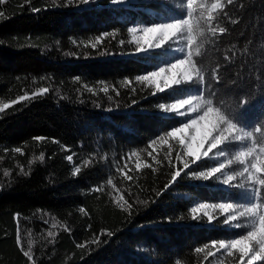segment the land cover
I'll use <instances>...</instances> for the list:
<instances>
[{"label": "trees", "instance_id": "trees-1", "mask_svg": "<svg viewBox=\"0 0 264 264\" xmlns=\"http://www.w3.org/2000/svg\"><path fill=\"white\" fill-rule=\"evenodd\" d=\"M65 5L66 0H0V107L10 105L0 112V208L40 194L64 219V225L46 227L39 240L27 222L0 212V264H239V252L217 251L218 242L246 234L252 223L246 217L229 220L218 205H250V190L232 185L252 181L238 176L224 184L219 173L208 180L193 176L218 166L221 161L211 156L216 150L193 164L176 139L149 147L186 120L160 104L211 89L182 82L161 93L137 80L178 54L168 50L169 43L139 52L130 29L183 20L186 1ZM194 17L193 62L207 53L206 67L222 65L217 71L223 82L214 80L213 87L227 104L251 94L235 122L259 136L254 129L264 125V0H226L212 12L196 9ZM97 38L101 42L93 48ZM105 86L108 93L100 90ZM25 94L28 100L14 103ZM240 145L221 146L233 161L232 172L244 167L234 158ZM176 171L181 176L172 182ZM245 220L244 227H235Z\"/></svg>", "mask_w": 264, "mask_h": 264}, {"label": "snow or ice", "instance_id": "snow-or-ice-1", "mask_svg": "<svg viewBox=\"0 0 264 264\" xmlns=\"http://www.w3.org/2000/svg\"><path fill=\"white\" fill-rule=\"evenodd\" d=\"M73 0H66V5L71 4ZM80 3L87 5L89 0H79ZM229 4L233 0H227ZM113 5H118L122 3V0H111ZM193 0H187L188 8L191 9ZM220 0H216L212 4V9L216 10L220 8ZM39 11V9H35ZM189 15L191 13L189 12ZM0 16L3 13L0 12ZM213 17L208 16V22H211ZM216 23H220V18H217ZM185 27H187L188 32L193 31V26L189 23L187 19H183L176 22L161 23L156 24L151 27L143 28V36L141 39L145 44L152 46V42L155 40V47L160 48L162 45L167 44L169 40L177 36ZM136 29H130V31H135ZM213 35H215V28L211 29ZM220 33L225 32L224 27L219 28ZM203 34V33H201ZM107 35V34H105ZM76 41L74 40L73 43ZM100 38H97L93 48L96 44H99ZM123 43V41H121ZM188 45L191 46L195 43V40L189 35ZM87 46V45H86ZM168 50L174 49L172 45L168 46ZM179 50L182 51V48ZM139 52H144V48H139ZM67 55V54H66ZM201 58L193 62L191 57V52L188 54V59L179 57L175 62L169 66H160L158 70L151 71L147 75H139L136 77L137 80L144 82L147 81L154 85L158 92H164L166 88H171L173 85H180L182 82H191L195 85L207 84V88L211 90H206V88L201 87L200 91L190 98H182L177 102L172 103L170 106L165 104H160L159 108L163 109L165 112H172L179 116H184L185 112L178 111L183 109L185 105L189 106V111L197 113L196 116H189L180 125L168 130L167 132L161 134L158 139H153L149 147L157 143H167L170 139H176L179 141L180 145L184 149V155L192 158L193 164L201 161L203 157H209V153L213 150H218L216 155L224 156L225 150L221 149V145H224L226 141H248L251 140V146L244 143L238 151H236L235 160L238 161L240 165H244L242 169L234 170L231 174H225L226 179L223 181L224 184H228L230 181H235L236 178L243 177L245 180H251V185H245L243 180L237 181L233 187H240L241 189L250 190L253 202L250 205L236 204V203H221L218 205L222 210L238 209V211H233V214L229 217L232 221H237L239 217L252 218L253 221L258 220V227L251 226L247 230L246 234H241L238 238H232L227 242L221 240L218 242L217 251L224 249L227 254L231 256L233 250L239 252V264H255V261H264V155H257L253 161H248L246 163L247 157H253L256 153L257 145H259V153H264V125L256 127L255 132L259 133V136H254L253 130H248L242 126H238L235 122V115L243 108L245 102H251L249 99V94H242L240 97H236V103L227 104L223 97L219 95L220 90L213 87L214 80H220L223 82V74L217 71L218 68L222 67L220 64H215L212 67H206L207 53H200ZM225 59H230L229 56H225ZM193 75L199 79L193 80ZM206 77V81H205ZM163 81V84L160 83ZM127 83V82H126ZM85 87H88L85 85ZM104 93H108L109 88L107 86L100 89ZM135 91V89H132ZM88 91H92L91 87H88ZM40 93L48 92L47 88H41ZM95 94V93H93ZM117 95L120 93L117 92ZM261 94H264V86L261 87ZM28 94L19 97V101L28 100ZM111 100L112 97L109 96ZM193 101H197L196 105H193ZM215 101V106L214 105ZM9 104H5L0 107V112H3L6 108H9ZM231 138V140H230ZM37 140H44V137H36ZM53 142H57L53 140ZM15 151L19 152L20 149L16 148ZM170 155V153H169ZM43 157H41L42 159ZM67 160L71 161L73 157L71 155L66 157ZM177 161L181 160V156L177 155L175 157ZM233 161L228 160V164ZM139 167V165L137 166ZM143 167H149L148 164L143 165ZM183 167L185 169L189 168V164L185 161L183 162ZM225 168V163L220 162L218 166H213L208 171H193L191 174L203 180H208L210 177H215L217 173H221L222 169ZM80 168H76V172H79ZM245 173H249L245 177ZM7 175V173H5ZM181 176L180 171H176L171 176V181H177V178ZM257 185L259 187H257ZM258 201V202H257ZM216 206V205H214ZM131 208V205H128ZM207 207L206 204H201L200 208ZM197 209L193 208V212ZM83 211V209H81ZM227 221H225L226 223ZM248 223L247 220L241 221L235 225V227H244ZM51 235V233H49ZM17 243L19 244V238H17ZM82 247L83 245H77ZM213 247H216V243H213ZM195 251L200 252L202 249L197 247ZM24 255L28 257L31 261L32 257L29 252L25 251Z\"/></svg>", "mask_w": 264, "mask_h": 264}, {"label": "rangeland", "instance_id": "rangeland-1", "mask_svg": "<svg viewBox=\"0 0 264 264\" xmlns=\"http://www.w3.org/2000/svg\"><path fill=\"white\" fill-rule=\"evenodd\" d=\"M185 1H187V0H185ZM224 1H226V0H220L221 6H222ZM215 2H216V0H213L211 4L206 5L205 0H193V4H192L191 9H189L188 5H186V13L188 15L187 20L189 21V23L191 24L194 21V18H195L194 15H195L196 9H199V8L206 9L208 12L215 11L212 9V4ZM189 12L191 13V15H189ZM135 29H136L135 31H132L133 39L139 48H141V47L144 48V52H148V53L150 51L158 49L155 47V43H156L155 40L152 42V46L149 47V45L145 44L144 41L141 39V37L143 36V28H135ZM189 35H191V33H189L187 27H185L180 33L177 34V36L173 37L171 40H169L167 42L170 45L175 46L174 49H177V50H173V51H175L178 54V58L183 56V58L188 59L189 58L188 57L189 52H191V54H192L191 48L187 43ZM191 37H192V35H191ZM180 48H182V51L179 50ZM175 61L176 60H174L173 62H175ZM173 62L169 63L166 66L171 65ZM145 82L149 85H152L147 81H145ZM160 83L163 84V81H160ZM85 85H87L88 87H91L93 89V87L91 85L81 84V86L84 89L88 90V87H85ZM152 86L155 88L154 85H152ZM196 104H197V101H193V105H196ZM188 109H189V106L185 105L183 109L178 110V111L185 112V115L181 116V117H186V119H187L189 116L194 117L197 115V113L191 112ZM230 140H231V138H230ZM237 142L241 143L240 147L243 146L244 143H247L249 146H251V143L249 142V140L243 141V142H241V141H237ZM225 143H228V141H226ZM217 151L218 150H216V152ZM216 152H214L211 156L217 157L221 162L225 163V168L222 169L221 173H219V176H218V179L220 180V182H223L226 179L225 174H231L232 169L230 168V164H228L229 159L225 155L224 156L216 155ZM235 155H236V151L234 153V158H235ZM257 155H264V153H259V149L257 148L256 153H254V156L253 157H247L246 160L254 162L255 158H257ZM239 169H242V167L240 166ZM248 175H249V173H248ZM248 175H246V176H248ZM223 211L230 214L228 216V218H229L233 214V211H238V209H229L227 211H225V210H223ZM0 212H7L8 214H10L12 216L14 221H16L18 224H21L23 222H27L28 225H30L33 228L34 233L39 240L41 238V234H42L43 230L46 227L54 228V227H57L60 225H64V219L51 209V207L49 206V200L44 195H40V194L33 196V197L31 196L30 198H28V197L25 199L22 198V200L18 201L17 203L7 204V205L3 206L2 208H0ZM248 219L251 221L252 226L258 227V220L253 221V219L250 217ZM229 220H231V219H229Z\"/></svg>", "mask_w": 264, "mask_h": 264}, {"label": "bare ground", "instance_id": "bare-ground-1", "mask_svg": "<svg viewBox=\"0 0 264 264\" xmlns=\"http://www.w3.org/2000/svg\"><path fill=\"white\" fill-rule=\"evenodd\" d=\"M184 18L187 19L188 18V15L186 14Z\"/></svg>", "mask_w": 264, "mask_h": 264}]
</instances>
